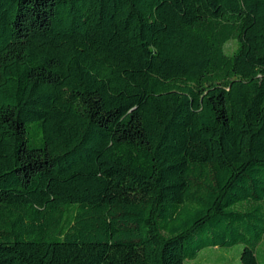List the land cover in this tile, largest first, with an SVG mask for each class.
I'll use <instances>...</instances> for the list:
<instances>
[{
	"label": "trees",
	"instance_id": "1",
	"mask_svg": "<svg viewBox=\"0 0 264 264\" xmlns=\"http://www.w3.org/2000/svg\"><path fill=\"white\" fill-rule=\"evenodd\" d=\"M209 248L264 264V0H0V264Z\"/></svg>",
	"mask_w": 264,
	"mask_h": 264
},
{
	"label": "rangeland",
	"instance_id": "2",
	"mask_svg": "<svg viewBox=\"0 0 264 264\" xmlns=\"http://www.w3.org/2000/svg\"><path fill=\"white\" fill-rule=\"evenodd\" d=\"M234 48V43L229 42L227 49ZM239 250L241 246L238 245ZM264 251V248H263ZM239 264L237 260L236 250L230 249L227 251L217 248H209L203 250L195 260L187 261L185 264Z\"/></svg>",
	"mask_w": 264,
	"mask_h": 264
}]
</instances>
